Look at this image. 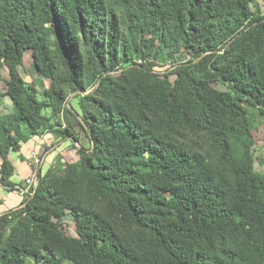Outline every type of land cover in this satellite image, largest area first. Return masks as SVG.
<instances>
[{
  "label": "trees",
  "instance_id": "trees-1",
  "mask_svg": "<svg viewBox=\"0 0 264 264\" xmlns=\"http://www.w3.org/2000/svg\"><path fill=\"white\" fill-rule=\"evenodd\" d=\"M262 9L0 0V186L24 189L9 155L31 139L52 134L74 151L0 215V264H264ZM70 97L88 148H74Z\"/></svg>",
  "mask_w": 264,
  "mask_h": 264
},
{
  "label": "rangeland",
  "instance_id": "rangeland-1",
  "mask_svg": "<svg viewBox=\"0 0 264 264\" xmlns=\"http://www.w3.org/2000/svg\"><path fill=\"white\" fill-rule=\"evenodd\" d=\"M263 13L264 10L262 9ZM37 46V42L32 38L29 37L27 40V48L25 53V60L23 67L20 69V73L23 79L26 82L31 81L32 72L30 69L31 64V52ZM190 59L189 56L181 57V62H186ZM157 71H161V68H156ZM219 88H223L222 84L218 85ZM6 89L5 86V76L3 74L0 75V92H4ZM6 104L0 107L1 113H5L8 111L9 103L5 101ZM76 103L77 100L70 97L65 106L68 110L72 111L71 108L76 110ZM73 113V111H72ZM69 119L75 128L76 132L79 133V142L73 143L74 148L79 149V147L88 148L90 142L88 141L87 137L79 128V123L81 122L79 117L73 113V115H68ZM256 131L254 132V140L255 144L253 147V155H254V169L260 173H264V125L260 123V120L256 118ZM64 126V124H63ZM36 139V138H35ZM34 142L28 141L25 144H22V148L20 152L15 154L9 155V160L16 166L17 174L14 177L15 184L23 187L24 189H19L20 192L17 191H10L7 190L6 193L8 197L12 198H19L21 195L20 193L25 194L30 186L36 185L37 179V171L41 169L46 171L48 167H59L62 163L70 162L72 159L70 157H74V151L71 150L72 147L70 146V141L67 140H59L52 134H46L43 136L42 141L38 139V142L35 144ZM61 141V142H60ZM59 142V143H58ZM22 157V160L20 159ZM72 157V158H73ZM29 182V183H28ZM1 189V186H0ZM10 193V195H9ZM65 229L70 235H74L73 229V222L70 218H67ZM30 264V263H27ZM63 264H69L63 261Z\"/></svg>",
  "mask_w": 264,
  "mask_h": 264
},
{
  "label": "crops",
  "instance_id": "crops-1",
  "mask_svg": "<svg viewBox=\"0 0 264 264\" xmlns=\"http://www.w3.org/2000/svg\"><path fill=\"white\" fill-rule=\"evenodd\" d=\"M43 136L36 137V139L34 138L35 144L38 142V139H40V138H41L40 141H42ZM34 139H31L29 141L33 143ZM15 170H16V166H15ZM16 174H17V170L15 171L14 177L16 176ZM14 177L12 179L13 182H15ZM9 195H10V193H9ZM21 200H22V196H20L19 198L8 197L5 189L1 187V189H0V215L3 214L4 212L8 211V210H11V209L17 207L20 204Z\"/></svg>",
  "mask_w": 264,
  "mask_h": 264
},
{
  "label": "built area",
  "instance_id": "built-area-1",
  "mask_svg": "<svg viewBox=\"0 0 264 264\" xmlns=\"http://www.w3.org/2000/svg\"><path fill=\"white\" fill-rule=\"evenodd\" d=\"M29 183V182H28Z\"/></svg>",
  "mask_w": 264,
  "mask_h": 264
}]
</instances>
